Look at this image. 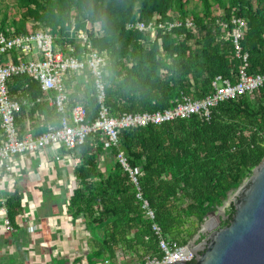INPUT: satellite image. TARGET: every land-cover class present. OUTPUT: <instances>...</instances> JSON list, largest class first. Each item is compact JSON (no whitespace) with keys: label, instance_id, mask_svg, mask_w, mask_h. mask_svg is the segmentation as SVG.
Returning a JSON list of instances; mask_svg holds the SVG:
<instances>
[{"label":"trees","instance_id":"1","mask_svg":"<svg viewBox=\"0 0 264 264\" xmlns=\"http://www.w3.org/2000/svg\"><path fill=\"white\" fill-rule=\"evenodd\" d=\"M17 1L22 17L10 20L5 13L0 32L25 35L43 31L52 34L64 51L73 47L77 58L92 51L107 55L103 104L114 118L172 109L185 97L203 99L213 92L217 76L235 83L244 62L220 21L228 23L230 31L232 19L246 21L248 30L241 45L242 54H248L247 71L251 75L264 73V0H200V10L189 7L192 0ZM189 18L192 29L187 27ZM136 21L156 24L155 32L128 30ZM176 21L181 26L171 31L165 28ZM73 28L83 30L88 42L72 36ZM66 85L70 90L68 114L82 105L87 111L86 123L93 124L102 109L95 76L90 70L69 73ZM8 89L21 103L15 115L21 137L26 133L40 136L51 125L60 127L63 115L49 103L56 97L54 92L45 93L27 76L13 77ZM107 150L112 158L105 162L104 171L101 158ZM78 152L80 164L74 170L77 187L70 205L55 213L68 208L75 219L84 220L91 234L88 264L106 260L118 264L121 252L134 254L145 264L147 256L160 255L158 237L145 217L136 186L117 160L118 154L140 171L141 192L155 211V222L164 237L186 244L264 158V86L220 103L209 121L194 115L162 125L124 129L117 147L111 149L104 134L98 132L88 136ZM3 182L0 205L5 199L6 217L13 226L9 236L30 247L27 257L35 253L40 264H57L52 253L55 241L48 233L49 215L54 211L46 206V201L58 203L52 190L41 189L45 203L39 214L45 219L29 239L20 237L23 231L18 225L19 217L27 212L21 197L26 186L5 189ZM233 214L230 207L228 219H220V224L227 226ZM43 242L48 246L40 247ZM64 264H70L68 257Z\"/></svg>","mask_w":264,"mask_h":264},{"label":"built area","instance_id":"2","mask_svg":"<svg viewBox=\"0 0 264 264\" xmlns=\"http://www.w3.org/2000/svg\"><path fill=\"white\" fill-rule=\"evenodd\" d=\"M215 14L218 15L219 13ZM231 23L234 26L232 31L229 29V24L224 21H220L219 25L222 31L226 33L227 38L231 37L237 56L242 58L244 62L235 83L229 82L222 76H217L212 84L213 92L203 99L195 100L191 97H185L181 104L172 109L155 113L126 114L121 118H114L103 104L105 98L104 70L108 66V59L105 53L92 51L88 54H81V58H77L73 56L75 53L73 47H69L64 51L55 43L52 34L42 31L35 34L6 35L0 32V125L2 130L0 136V186L3 175L10 177L14 174L18 167L19 161L17 160L19 157H41V162H39L37 167L38 170L42 171L48 167V163L41 154L46 150L52 149L56 162H66L76 168L80 164L78 149L85 143L87 137L92 134L102 132L108 148L111 149L117 147L118 135L121 130L146 127L148 125H162L176 120H186L194 115L209 121L213 110L220 103L246 94H252L263 87L264 73L249 74L247 71L248 54H242L241 41L248 30L247 23L244 19L239 18L232 19ZM179 26H181V23L176 21L165 28L171 31ZM187 27L189 29L193 27L191 18L187 20ZM127 28L128 30H139L142 33H154L156 24L147 25L142 21H136L129 24ZM71 34L84 43L88 42V35L83 30H75L73 28L71 29ZM85 70H90L92 75L95 76L99 102L102 104L100 116L93 124L86 123L87 111L82 105H77L68 114L70 90L66 85L67 77L69 73H80ZM15 76L30 77L40 84L45 93L56 92L55 100L50 99V103L54 104L63 115L60 128L49 126L47 131L40 136H34L32 133H27L23 137L20 136L15 115L20 111L21 103L16 98L11 97L8 89L9 81ZM117 160L124 170L129 173L132 183L136 186L137 198L142 202L145 217L153 223L152 230L158 237L160 255L147 256L145 264L177 263L204 233L203 225L195 238L186 244H179L176 241L166 239L161 227L155 222V211L141 192L139 184L140 171L132 169L128 164L127 158L121 153L118 154ZM10 182L14 184L15 180ZM21 197L25 203L26 196L21 195ZM69 205L70 203L68 202ZM2 213L7 214V206L6 200L1 199L0 214L2 215ZM31 215H34L32 208ZM25 217L29 221L28 217ZM69 217L72 221H75L77 226L82 225V221H77L71 213L66 218ZM0 227L13 230V226L7 217L4 224H1ZM26 230L30 236L34 234L31 222H29ZM87 233L83 242L85 252L78 256L83 261L79 264H88L87 255L90 249L88 245L89 234ZM128 259L130 264H140L134 254L126 252L119 253L118 264H122V260L128 262ZM96 264L112 263L110 260H106Z\"/></svg>","mask_w":264,"mask_h":264},{"label":"crops","instance_id":"3","mask_svg":"<svg viewBox=\"0 0 264 264\" xmlns=\"http://www.w3.org/2000/svg\"><path fill=\"white\" fill-rule=\"evenodd\" d=\"M54 93L56 94V92ZM24 102L27 106L29 105L27 100ZM50 105L55 106L51 103ZM41 155H43L45 161L48 163V167L45 170L40 171L37 167L39 162H41V157L33 158L22 156L17 160L19 161L18 167L14 174L10 177L6 175H3L2 177V183H4L3 180L6 181L5 189L12 188L18 184H24L26 186V189H24L21 193V195H25L27 198L25 202L27 212L22 214L18 219V225L23 231L20 237L24 236L29 239L34 237V234L30 236L26 230L29 226V222L33 225L34 233L40 228L39 221L45 219L42 214H39L40 206L45 203L44 194L41 189L50 188L58 200V203L46 201L47 210L54 211V214L49 215L50 221L48 227L49 236H51V238L55 241V247L52 253L54 254L56 260H58L57 264H64L66 257L69 258L70 264H79L83 261L82 258L73 256L72 251L83 249L84 237L88 232L86 231V225H84L85 223L82 218H76L77 221H82V225L79 226H77L75 221H72L70 217L66 218L70 214L68 208L62 210L60 213H55V211H60L62 207L68 206L73 190L77 187V179L74 175L75 168L66 162H56L54 158V151L52 149L44 151ZM111 158L110 152L107 150L106 156L101 158V167L104 168L105 162L111 160ZM13 180H15L14 184L10 182ZM31 208L34 210L33 216L31 215ZM25 216L28 217L29 221L26 220ZM5 219L6 214H0V226L1 224H4ZM12 233L13 230L0 227V239H2V244H0V264H30L27 261L29 258L31 259V256L35 255V253L30 254L27 261L26 259L19 260V255H27L28 252L31 253V250L29 246H23L21 242H17L10 237L9 235ZM87 234H89L90 239L91 234L89 232ZM47 246V242H43L40 245V247ZM13 255L17 256L13 257Z\"/></svg>","mask_w":264,"mask_h":264},{"label":"water","instance_id":"4","mask_svg":"<svg viewBox=\"0 0 264 264\" xmlns=\"http://www.w3.org/2000/svg\"><path fill=\"white\" fill-rule=\"evenodd\" d=\"M230 207L234 214L221 227ZM203 227L204 233L175 264H264V158Z\"/></svg>","mask_w":264,"mask_h":264},{"label":"rangeland","instance_id":"5","mask_svg":"<svg viewBox=\"0 0 264 264\" xmlns=\"http://www.w3.org/2000/svg\"><path fill=\"white\" fill-rule=\"evenodd\" d=\"M189 7L192 9L198 7V9L200 10V7H201L200 0H192ZM5 13L8 15L10 20L20 19L22 17V10L19 6L18 1L17 0H0V20H2L4 18ZM215 13H217V12H215ZM83 252H85V249H79V250L77 249V251H72V255L75 257H78L81 254H83ZM26 256L27 255H23V254L19 255V260L20 259L21 260L26 259V261H27V258H29V257H26ZM127 261L129 262V259ZM27 262L30 264H34V262H35V264H40V259H39V257L33 255V256H31V259L30 258L28 259ZM61 264H63V263H61Z\"/></svg>","mask_w":264,"mask_h":264},{"label":"flooded vegetation","instance_id":"6","mask_svg":"<svg viewBox=\"0 0 264 264\" xmlns=\"http://www.w3.org/2000/svg\"><path fill=\"white\" fill-rule=\"evenodd\" d=\"M221 227H226V226H222V225H221Z\"/></svg>","mask_w":264,"mask_h":264}]
</instances>
